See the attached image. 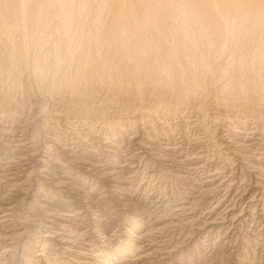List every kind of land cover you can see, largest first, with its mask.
Wrapping results in <instances>:
<instances>
[{
  "label": "rangeland",
  "instance_id": "rangeland-1",
  "mask_svg": "<svg viewBox=\"0 0 264 264\" xmlns=\"http://www.w3.org/2000/svg\"><path fill=\"white\" fill-rule=\"evenodd\" d=\"M0 209V264H264V0H0Z\"/></svg>",
  "mask_w": 264,
  "mask_h": 264
},
{
  "label": "bare ground",
  "instance_id": "bare-ground-1",
  "mask_svg": "<svg viewBox=\"0 0 264 264\" xmlns=\"http://www.w3.org/2000/svg\"><path fill=\"white\" fill-rule=\"evenodd\" d=\"M251 131V130H250ZM250 133V132H249ZM248 133V134H249ZM251 133H252V131H251ZM254 133V132H253ZM255 138V137H254ZM251 139V138H250ZM259 139V138H258ZM247 140H249V139H247ZM255 140H256V138H255ZM245 141V140H244ZM252 141V140H251ZM255 143V142H254ZM253 144V143H252ZM262 146V145H261ZM260 199V198H259ZM256 200V199H255ZM10 205V204H9ZM8 205V206H9ZM4 208V207H3ZM11 208V207H10ZM1 210V209H0ZM2 210H4L5 211V213L4 214H6L8 211H11L10 209H8V207H7V209H2ZM234 210V209H233ZM258 211H262V209H260V207H259V209H258ZM71 212V211H70ZM10 214H12V212L10 213ZM70 214V213H69ZM7 215H8V213H7ZM72 215V214H71ZM241 216V215H240ZM239 216V217H240ZM246 216V215H245ZM5 217H7L6 215L4 216V217H1L0 216V223L2 222V220H4L3 218H5ZM9 217V216H8ZM77 217V216H76ZM243 217V216H242ZM68 218V217H67ZM73 218V217H72ZM229 218V217H228ZM227 218V219H228ZM241 218V217H240ZM246 218V217H245ZM6 219V218H5ZM240 220V219H239ZM65 221V220H64ZM70 221H71V219H70ZM230 221H231V219H230ZM245 221V220H244ZM238 222V221H237ZM227 223V222H226ZM234 223V222H233ZM232 223V224H233ZM70 224V223H69ZM239 224V223H238ZM1 226V225H0ZM60 227V226H59ZM63 227H64V225H63ZM71 227V226H70ZM231 227V226H230ZM69 228V227H68ZM232 228V227H231ZM236 228V227H235ZM234 228V229H235ZM56 229V228H55ZM60 229V228H59ZM63 229V228H62ZM230 229V228H229ZM67 230V229H66ZM101 230V229H100ZM64 231V230H63ZM235 231V230H234ZM52 232H54V231H52ZM62 232V231H61ZM93 232V231H92ZM102 232V231H101ZM51 233V232H50ZM56 233V232H55ZM81 233V232H80ZM94 233V232H93ZM47 234V233H46ZM58 234H60L59 232H58ZM71 233H69V235H70ZM76 234V233H75ZM83 234V233H82ZM86 234V233H85ZM106 234V233H105ZM50 235H52V234H50ZM55 235V234H54ZM67 235V234H66ZM90 235V234H89ZM101 235H102V233H101ZM111 235V234H110ZM113 235V234H112ZM112 235L110 236V237H103L102 239L103 240H101V241H99V242H103V243H106V245H111L112 243H113V238H112ZM80 237V236H79ZM97 237V236H96ZM49 238H50V236H49ZM66 238H68V240H69V237L68 236H65V235H62V236H59V241H62V242H65V244L67 243L66 241H67V239ZM84 238V237H83ZM83 238H81V239H83ZM116 238V237H115ZM54 239V238H53ZM52 239V240H53ZM66 239V240H65ZM78 239V238H77ZM86 239V238H85ZM118 239V238H117ZM121 239V238H120ZM55 240V239H54ZM78 240H80V239H78ZM58 241V242H59ZM97 241V240H96ZM115 241V240H114ZM120 241V240H119ZM122 241H123V239H122ZM121 241V242H122ZM153 241V240H152ZM53 242H55V241H53ZM71 242H72V240H71ZM93 242H94V240H93ZM70 243V242H69ZM77 243V242H76ZM76 243H75V245H76ZM79 244V243H78ZM88 244V243H87ZM99 244V243H98ZM97 244V245H98ZM120 244V243H119ZM138 244H140V243H138ZM143 244V243H142ZM74 245V244H73ZM82 245V244H81ZM80 245V246H81ZM92 245V244H91ZM97 245H96V247H97ZM101 245V244H100ZM105 245V246H106ZM135 245V244H134ZM77 246V245H76ZM84 246V245H83ZM95 246V245H94ZM93 246V247H94ZM129 246V245H128ZM60 247V246H59ZM68 247V246H67ZM75 247V246H74ZM132 247H134L133 245H132ZM139 247V246H138ZM140 247H142V246H140ZM78 248V247H77ZM86 248V247H85ZM90 248V247H89ZM65 249H66V247H65ZM92 249V248H91ZM96 249V248H95ZM98 249H100V248H98ZM97 249V250H98ZM69 250V249H68ZM78 250V249H77ZM82 250H85L84 248H80L76 253H75V259H76V264H88V262H85L86 261V257L85 256H88V253L86 252V250L85 251H82ZM96 251V250H95ZM72 253V252H71ZM74 253V252H73ZM100 253H101V251H100ZM99 254V253H98ZM102 254V253H101ZM140 254V253H139ZM138 254V255H139ZM100 255V254H99ZM103 255V254H102ZM137 255V256H138ZM111 256V255H110ZM37 257L39 258V260H43V257H45L43 254H38L37 255ZM98 257V256H97ZM37 258V259H38ZM93 258V257H92ZM111 258V257H110ZM113 258H114V256H113ZM140 258V257H139ZM93 261V260H92ZM74 262V263H75ZM97 262V261H96ZM46 263V262H45ZM50 263V262H49ZM91 264V263H90Z\"/></svg>",
  "mask_w": 264,
  "mask_h": 264
}]
</instances>
